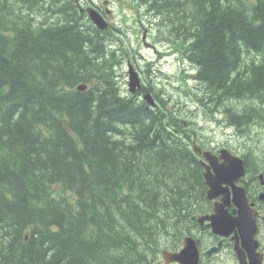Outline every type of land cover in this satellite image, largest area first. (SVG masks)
<instances>
[{"label":"trees","instance_id":"trees-1","mask_svg":"<svg viewBox=\"0 0 264 264\" xmlns=\"http://www.w3.org/2000/svg\"><path fill=\"white\" fill-rule=\"evenodd\" d=\"M144 1L192 65L195 89H175L238 137L263 133L264 0ZM57 5L0 0V264H154L204 206L191 111L121 96L106 34ZM259 145H240L250 172Z\"/></svg>","mask_w":264,"mask_h":264},{"label":"water","instance_id":"water-1","mask_svg":"<svg viewBox=\"0 0 264 264\" xmlns=\"http://www.w3.org/2000/svg\"><path fill=\"white\" fill-rule=\"evenodd\" d=\"M90 18L100 29L106 27L104 20L95 12L90 13ZM129 79V89L131 92H135L136 87L139 88V79L132 70L129 71ZM77 89L84 90L85 86L79 85ZM145 99L153 105L148 95L145 96ZM194 149L202 154L207 161V164L200 162L205 169L203 177L208 187L207 198L212 200L222 196L221 203L215 204V213L208 217H201L199 220L203 222V220L207 219L209 221L208 226L218 235L228 236L231 232H236L237 230L242 248L247 252L248 256H253L256 259V264L260 263L261 259L256 252L258 248V242L255 239L257 234L256 211L248 203L244 188L236 185V182L245 173L243 159L232 155L226 149L219 151V157L212 155L208 151H201L197 147ZM259 178L263 179L262 176ZM260 198L263 199L264 195H261ZM230 199H232L231 201L236 207V210L233 211L237 213L235 217L230 216L225 209L226 206L230 205ZM236 251L238 252L237 257L240 264H245V258L242 254L243 250L236 248ZM163 258L166 264L171 262L197 264L198 250L194 240L187 237L184 239L183 248L178 253L165 251L163 252Z\"/></svg>","mask_w":264,"mask_h":264},{"label":"rangeland","instance_id":"rangeland-1","mask_svg":"<svg viewBox=\"0 0 264 264\" xmlns=\"http://www.w3.org/2000/svg\"><path fill=\"white\" fill-rule=\"evenodd\" d=\"M45 1L48 2L50 0ZM132 4H134V2ZM56 9L61 10L63 16L65 12L67 13V10L70 11V8L62 6L61 4H58ZM129 10L131 11L132 16L135 18V21H137V23H139L138 15L142 16L141 23H143L147 29L149 24L148 20L152 16H143L146 13V8L136 9L134 6H130ZM45 15V8H42V20L45 21L46 26L57 22L58 20H61V18H59L61 16L56 12L55 15L57 16L54 19H48L47 17H44ZM129 23L133 24V21L130 20ZM144 29L145 28L140 30V35L144 32ZM154 31L155 34L153 38H159V40L162 41L163 33H158L156 27ZM146 41L152 46V48L145 47L146 49H141L140 53L143 55V58H138V63H153L151 68L156 69L154 71V78H156L158 87H165L166 90L171 92L172 99L174 101H176V98H179L182 104L184 103L185 110L191 111L190 113H188L189 118L195 124V127L202 133L203 141H206V143H210L213 146L220 143H227L236 148L237 151H241L240 142L246 145H251L258 137V143H260L259 148L254 147L253 151L259 154L264 153V134L253 131L251 138L241 136L238 137L235 134L234 130L224 126L223 123L218 122L212 116H203L199 111L195 110L194 106L190 105V101L185 97L183 93H181V90L175 89V87L183 88L181 80L182 76H184L185 81H187V86L195 89L196 83L191 78V75L193 74L192 66L188 65L186 61H181L178 53L168 55L169 53H172L170 51L171 45L166 44L165 41L154 43L150 38H147ZM183 63H186V65ZM157 69H161L162 72H158ZM165 74L169 75L170 78L168 76H164ZM122 87L124 89V85H122ZM174 104L176 103H173L172 105ZM185 104L189 105L185 106ZM217 264H232V262H228L223 258L222 261Z\"/></svg>","mask_w":264,"mask_h":264},{"label":"flooded vegetation","instance_id":"flooded-vegetation-1","mask_svg":"<svg viewBox=\"0 0 264 264\" xmlns=\"http://www.w3.org/2000/svg\"><path fill=\"white\" fill-rule=\"evenodd\" d=\"M58 4L65 6L63 0H57ZM105 3V2H104ZM110 3V0L108 1ZM76 6L79 8L80 12V19L87 20V12L90 9H96L108 22L110 30L113 29L111 25V19L113 17V12L111 10H105V7L100 0H77ZM62 19V15H61ZM63 21V20H61ZM88 21V20H87ZM115 30V29H113ZM133 66L136 67L137 70H140L139 67L134 64ZM253 179L250 180H242V184L245 186L247 196L250 202L254 204V208L258 210L259 216L257 219V226H258V235L257 239L259 241L260 247L259 251L263 255V263H264V201L259 198V194L264 192V186L258 185L255 182H252ZM220 197L212 200L209 202L207 206V210L201 215H210L214 212V204L218 202ZM210 206V208H209ZM228 211L231 213L234 208L233 205L227 207ZM191 220V225L188 226L189 229V236L194 238L196 244L199 249V262L198 264H216L217 261H222L224 258L228 262H232V264H237V255L235 249V241L233 239V234L229 237H219L215 235L210 228L207 227L208 222L205 221L203 223H199L197 220ZM238 246L241 248V244L239 243ZM214 249L210 253L209 250ZM244 256L247 253H242ZM246 262L248 263V259L246 258Z\"/></svg>","mask_w":264,"mask_h":264},{"label":"bare ground","instance_id":"bare-ground-1","mask_svg":"<svg viewBox=\"0 0 264 264\" xmlns=\"http://www.w3.org/2000/svg\"><path fill=\"white\" fill-rule=\"evenodd\" d=\"M44 1H45V0H44ZM170 2H171V1H170ZM178 2H179V1H178ZM174 3H175V2H174ZM70 11H71V10H70ZM57 22H58V21H57ZM60 22H61V21H60ZM63 22H64V20L62 21V23H63ZM62 23H61V24H62ZM44 29H45V28H44Z\"/></svg>","mask_w":264,"mask_h":264}]
</instances>
